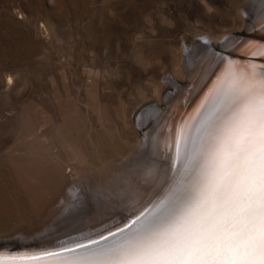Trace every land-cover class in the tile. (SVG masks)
<instances>
[{
  "label": "rangeland",
  "instance_id": "374dc122",
  "mask_svg": "<svg viewBox=\"0 0 264 264\" xmlns=\"http://www.w3.org/2000/svg\"><path fill=\"white\" fill-rule=\"evenodd\" d=\"M262 7L253 0H0V242L76 243L135 219L155 181L178 167L177 140L150 150L154 135L140 125L142 114L170 110L168 79L187 82L189 47L251 31L246 19ZM140 154L155 180L136 192ZM86 192L90 207L60 220Z\"/></svg>",
  "mask_w": 264,
  "mask_h": 264
},
{
  "label": "snow or ice",
  "instance_id": "6c2138e0",
  "mask_svg": "<svg viewBox=\"0 0 264 264\" xmlns=\"http://www.w3.org/2000/svg\"><path fill=\"white\" fill-rule=\"evenodd\" d=\"M152 209L49 264H264V70L224 62Z\"/></svg>",
  "mask_w": 264,
  "mask_h": 264
},
{
  "label": "bare ground",
  "instance_id": "6f19581e",
  "mask_svg": "<svg viewBox=\"0 0 264 264\" xmlns=\"http://www.w3.org/2000/svg\"><path fill=\"white\" fill-rule=\"evenodd\" d=\"M253 2H256L257 5L264 6V0H253ZM255 11L256 10H254V12ZM252 14H249L251 18L246 19V23L247 25H252L253 28L257 29V36L237 34L224 37V41L220 46L227 52L214 48L211 41L207 42L205 45L203 42H195L191 48L189 47V50L187 51V60L189 61L188 65L186 66L187 68H184L185 75L188 77L187 82H178L173 77L168 79V82L171 81L172 86V92H170V94L174 95L172 97L170 94L167 95V104H165L166 106H169L170 110L166 112L165 107H160L158 109L148 108L140 118V120L142 119V121H140V125L143 124L144 126L147 124L146 127H142L147 128L149 126L150 134L154 135L153 137L146 139L147 142L150 141L152 144L150 150H154L155 147L158 148L160 145L168 147L172 144L173 140H177L178 134L181 131H183L185 134L189 132L190 126L193 125L199 118V114L203 111L204 107L210 103L212 91L219 83L225 61L231 62L237 70L251 68L257 69L258 62L253 58V56H264V7L259 9L258 12L254 13V16H252ZM248 29L249 27L247 26L245 31H252H248ZM206 39L209 40L208 37ZM229 51L241 54L242 57H233ZM187 91L191 93V96H184ZM185 114H187L186 117L188 118L183 122L182 116L184 117ZM142 155L143 154H140L138 156L133 165L134 168L132 167V169L136 170L137 172L134 174L132 173V178L136 179V182H132L131 185H140L138 189L135 188L136 192H140L146 186L148 180L151 182L155 180L149 179L150 174L154 171V168L151 166L152 172L149 171V173H147L148 171L146 169H150L148 168L150 166L144 163L145 159L142 158ZM139 169L143 170L138 172ZM175 172L176 169L173 170L172 173L171 171L168 172V174L162 179L155 181L148 205L140 213L152 209L160 200L165 198L169 192V189L173 186V177ZM87 193L88 192L85 194V200L72 201V206L68 208L66 212L73 214H67V216H64L63 219L60 220L72 221L74 216H76V211H82V209L89 208L90 201L88 200ZM130 222L123 223L111 230L103 232L99 236L76 243H62L61 245L53 242L50 243V241H56V239H53L54 237L41 238L27 242L2 241L0 242V257L8 258L11 262L17 263L29 262V264H49L51 258L47 257L45 255L46 253L61 252L63 255H67L66 253H63V248H72L75 247L77 243H86L89 240H98L101 236H107L109 232H115ZM9 247L19 250L8 255L6 250L2 249Z\"/></svg>",
  "mask_w": 264,
  "mask_h": 264
},
{
  "label": "water",
  "instance_id": "95a60500",
  "mask_svg": "<svg viewBox=\"0 0 264 264\" xmlns=\"http://www.w3.org/2000/svg\"><path fill=\"white\" fill-rule=\"evenodd\" d=\"M235 33H236V34H240V35H249V36H250L251 34H253V35H256V36H257V29H256V28H253V30H252L251 33L245 31V29H244V30H241V31H237V32H235ZM223 41H224V38L221 39L220 41H218V43L213 44V47L225 51V50L222 49L221 46H220L221 43H222ZM225 52H227V51H225ZM229 53H230L233 57H240V58L242 57V56H241L240 54H238V53H233V52H230V51H229ZM253 58L256 59V61L258 62V63H257V69H258V70H264V56H253ZM166 91L172 92V91H171V86H169V87L166 89Z\"/></svg>",
  "mask_w": 264,
  "mask_h": 264
},
{
  "label": "clouds",
  "instance_id": "9594fccd",
  "mask_svg": "<svg viewBox=\"0 0 264 264\" xmlns=\"http://www.w3.org/2000/svg\"><path fill=\"white\" fill-rule=\"evenodd\" d=\"M14 82V77L11 74H8L6 77V83L8 87H11Z\"/></svg>",
  "mask_w": 264,
  "mask_h": 264
}]
</instances>
